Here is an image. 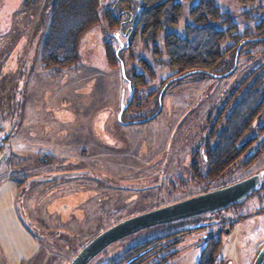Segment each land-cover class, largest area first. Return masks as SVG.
I'll return each mask as SVG.
<instances>
[{
	"label": "rangeland",
	"instance_id": "rangeland-1",
	"mask_svg": "<svg viewBox=\"0 0 264 264\" xmlns=\"http://www.w3.org/2000/svg\"><path fill=\"white\" fill-rule=\"evenodd\" d=\"M54 1L0 0V264H70L89 240L121 220L259 172L261 188L239 202L204 217L140 228L110 242L87 263L110 264L131 246L175 232L173 248L142 264H155L166 251L177 255L160 264H197L214 236L221 239L216 264H254L264 247V151L251 161L250 156L264 136L208 190L193 176L191 164L193 149L209 138L222 106L231 109L248 88L250 83L242 82L264 61V45L246 43L222 76L190 74L165 91L153 81L141 89L143 105H133L120 120L130 90L124 66L108 63L105 44L126 46L127 37L117 39L102 15V23L80 42L78 66L52 76L39 54ZM118 1L100 0L101 13L113 11ZM180 1L182 17L171 29L183 33L198 0ZM216 1L241 31L255 29L264 18V0ZM133 53L153 63L159 78L171 73L140 40ZM123 55L127 70L133 64L141 69L129 50ZM226 60L225 66L231 57ZM154 89L158 93L147 100ZM158 109L150 120L127 122ZM63 173L56 182L49 180Z\"/></svg>",
	"mask_w": 264,
	"mask_h": 264
},
{
	"label": "trees",
	"instance_id": "trees-1",
	"mask_svg": "<svg viewBox=\"0 0 264 264\" xmlns=\"http://www.w3.org/2000/svg\"><path fill=\"white\" fill-rule=\"evenodd\" d=\"M240 1L246 3L249 0ZM123 11L125 14L121 15ZM182 13L183 3L180 0H141L137 5L132 0H119L113 11L108 10L105 14L101 13L100 0H55L49 21L42 32L39 54L41 65L52 76L77 67L80 60V42L91 28L102 23V15L106 18L108 30L115 32L119 39L125 34L121 29L123 19L134 14L137 18L136 24L132 30L127 31V36L130 33L129 47L112 42L105 44L108 63L115 68L124 66L126 80L131 83L134 92L124 115L133 105H143L138 101L142 99L141 89L149 87L153 81L158 79L160 90L165 91L174 80L190 74L222 76V72L234 67L236 57L246 43L264 45V18L255 29L246 28L241 31L233 16L222 11L216 0H198L190 9L191 22L180 33L171 28L178 27ZM162 33V42L159 43ZM137 40L147 47L151 46L155 61L167 67L171 71L169 75L159 78L153 63L145 57L135 58L133 49ZM126 50H129L132 61H136L141 69L133 64L127 70L123 55ZM227 56L231 57V62L225 66ZM255 72L256 70H252L244 78L242 85L250 84L230 111H225L226 108L219 111L209 138L197 143L193 149L192 174L204 180L207 190L215 180L224 177L238 163L256 140L264 136V74L256 78ZM156 92L158 93V89L151 90L147 94V100ZM160 112L158 109L147 118L140 117L139 120L132 119L127 122H145ZM220 120L223 126L217 131ZM263 151L264 138L250 156V161ZM63 175L65 173L52 176L49 180L56 182ZM175 234L171 232L144 240L126 249L118 260L110 264H142L159 252L173 248L178 243L174 238ZM220 246V238H209L197 264H216ZM176 255L177 251H166L155 264Z\"/></svg>",
	"mask_w": 264,
	"mask_h": 264
},
{
	"label": "water",
	"instance_id": "water-1",
	"mask_svg": "<svg viewBox=\"0 0 264 264\" xmlns=\"http://www.w3.org/2000/svg\"><path fill=\"white\" fill-rule=\"evenodd\" d=\"M129 45L130 40L128 39L126 47H129ZM128 85L131 93L130 99L122 107L119 114L120 120H122L125 109L130 105L134 97L131 83H128ZM249 187L250 184L247 181H240L228 186L202 192L121 220L103 230L86 243L70 264H87L95 254L110 242L145 226L190 217L227 206L236 201L238 196H241V198L244 197V193ZM254 264H264V247L256 257Z\"/></svg>",
	"mask_w": 264,
	"mask_h": 264
},
{
	"label": "flooded vegetation",
	"instance_id": "flooded-vegetation-1",
	"mask_svg": "<svg viewBox=\"0 0 264 264\" xmlns=\"http://www.w3.org/2000/svg\"><path fill=\"white\" fill-rule=\"evenodd\" d=\"M125 11H127V10H125ZM125 14V12L123 11L122 13H121V15H124ZM129 15V14H128ZM134 15V14H133ZM131 15V16H129L128 18H125V19H123V21H122V24H121V29H123V32L125 31V34H123V36H126L127 37V39H129V34H128V36H127V31L128 30H132L133 28H134V26H135V24H136V20H137V18H136V16L134 15ZM260 44V43H259ZM263 45V44H262ZM253 70L255 71L256 70V72H255V77L256 78H259V77H261L263 74H264V61H261V62H259L254 68H253ZM233 95V94H232ZM231 95V96H232ZM231 96L227 99V101L228 100H230L231 99ZM241 97V96H240ZM224 107L222 106V108H221V110L223 109ZM225 110V109H224ZM225 111H230V109H226ZM262 173H251V174H247L246 176H244V177H242V178H240L239 180H237V181H234V182H232V183H229V184H226V185H223V186H221V187H224V186H228V185H231V184H234V183H238V182H240V181H247L249 184H250V187H249V189L247 190V191H245V193H244V196L246 195V193L247 192H254L255 190H257V189H259V188H261V181H262ZM221 187H218V188H221ZM215 189V188H214ZM217 189V188H216ZM211 190H213V189H211ZM208 191H210V190H208ZM241 196H238L237 198H236V201L237 202H239L240 200H242V199H244V197H242L241 199ZM238 199V200H237ZM219 209V208H218ZM217 210V209H216ZM212 211H215V210H212ZM212 211H208V212H204V213H201V214H197V215H194V216H190V217H204V216H206L207 214H209V213H211ZM206 223V221H203L201 224H205ZM196 227H198V226H196Z\"/></svg>",
	"mask_w": 264,
	"mask_h": 264
}]
</instances>
